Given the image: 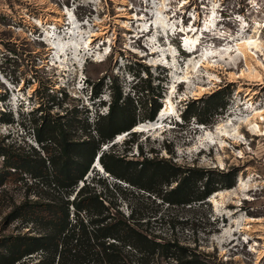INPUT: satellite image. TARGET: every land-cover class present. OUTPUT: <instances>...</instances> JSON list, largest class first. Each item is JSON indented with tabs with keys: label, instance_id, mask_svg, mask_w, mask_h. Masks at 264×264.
<instances>
[{
	"label": "rangeland",
	"instance_id": "rangeland-1",
	"mask_svg": "<svg viewBox=\"0 0 264 264\" xmlns=\"http://www.w3.org/2000/svg\"><path fill=\"white\" fill-rule=\"evenodd\" d=\"M153 14L158 20L152 25ZM209 25L218 33L205 32ZM183 27L204 31L200 52L185 50ZM246 36H260L264 59V0H0V144L41 150L35 132L46 120L65 114L76 124H94L121 96L119 103L127 112L136 108L138 120L103 145L110 162L147 156L194 167L200 190L209 181L225 194L169 204L163 195L176 182L154 185L127 166L118 172L131 182L95 163L86 178L125 211L142 208L155 231L195 248L204 264H264V134L246 125L253 119L251 103L264 110V76H240L245 63L235 60ZM200 86L206 90L197 94ZM153 100L159 112L168 104L173 113L159 128L138 130L157 121L144 118ZM261 126L264 131V121ZM217 127L231 138L215 137ZM3 163L0 155V171ZM25 190L23 180L0 186V250L4 237L22 229L7 214ZM36 190L33 185L31 195Z\"/></svg>",
	"mask_w": 264,
	"mask_h": 264
},
{
	"label": "trees",
	"instance_id": "trees-1",
	"mask_svg": "<svg viewBox=\"0 0 264 264\" xmlns=\"http://www.w3.org/2000/svg\"><path fill=\"white\" fill-rule=\"evenodd\" d=\"M120 99L115 97L108 113L100 114L94 124L80 119L76 124L65 114L46 120L35 132L41 150L0 144L4 159L0 186L10 179L23 180L28 189L18 204L9 207L8 220H20L22 229L3 238L0 264H164L167 260V264H204L195 248L155 231L142 208L128 206L125 211L86 178L101 153L105 170L120 179L131 182L118 172L119 167L127 166L154 185L173 186L176 182L163 195L169 204L205 202L218 190L209 181L200 190L202 176L194 167L181 169L168 160L145 156L127 161L118 156L110 162L111 154L103 145L117 134L131 131L138 120L137 109L127 112ZM153 101L151 111L144 115L152 121L161 109ZM33 185L37 186L35 195L30 193ZM233 185L230 182L224 187ZM142 188L158 192L151 185Z\"/></svg>",
	"mask_w": 264,
	"mask_h": 264
},
{
	"label": "bare ground",
	"instance_id": "bare-ground-1",
	"mask_svg": "<svg viewBox=\"0 0 264 264\" xmlns=\"http://www.w3.org/2000/svg\"><path fill=\"white\" fill-rule=\"evenodd\" d=\"M154 18H155V14H153V16H152V20H153L152 25L154 24V22H157V20H158V18H156V20H154ZM71 24H72V22H69V26ZM216 29L217 28H215V27L212 28V26L209 25L205 29V32L209 31L210 34L211 33H218V32H212L213 30H216ZM141 32H142V34H141L142 37H144L148 34V30L146 28L145 29L142 28ZM203 32L204 31H201L200 33H198L197 30L196 31H193V29L188 30L185 27H183V29H181L179 31V33H184V34L186 33V37L183 39L184 40L183 45H185L186 46L185 48H187V49H185L186 51H189L190 53H196L198 51L200 52V45L202 43L201 37L204 36ZM215 36H217V35L215 34ZM260 39H261L260 36L258 38H254L253 36H246L245 38H243V40L241 42L238 43V48H237L238 57L235 60V64H238L242 60H244V63H245V68L242 70L240 76L245 77V78L248 77L250 79L258 80V81L263 80L264 59L261 57V55L263 54L262 53L263 46L261 45ZM52 47L54 49L56 48L55 46H52ZM203 56L204 55H202V57ZM202 61H203V65H205L206 67H210V66L219 67L216 64L214 65V63H210L211 61H209V60H206V61L202 60ZM219 69H220V67H219ZM230 75H231V77H234L235 74L230 73ZM209 77H210V79L215 80V81L219 80V76L216 74H210ZM205 90H206V87L200 86L198 88L197 94H202ZM174 91H175V89L173 90V92ZM169 103L171 104V102H169ZM253 103H251V108H253V119L251 121H249L248 123H246V125L252 134L263 135L264 131H263V128L261 126V123L264 121V110H258L256 106L254 107ZM172 108L173 107L171 105L169 107L168 104H166V107L164 109H162L159 112V114L157 115V118H156L157 121L150 123L149 125H140V126H138L137 129L138 130L142 129V128H144V126H147V128L149 130H151L153 128L161 127L162 122L165 121L164 118L168 115L170 116V114L173 113ZM214 133H215V137L225 136L226 138H231V136H230L231 134H229L228 132H224V133L221 132L219 127H217L215 129ZM240 137H243V139H245V137L242 135H240ZM242 142L246 143L247 141H242ZM225 145H226L225 143H220V146L223 148L225 147ZM97 164H99V163H97ZM241 180H242V178L240 179V182H241L240 186L243 185V182ZM224 194H225V192H223V191H217V192H215V195H213V196H216V195L222 196Z\"/></svg>",
	"mask_w": 264,
	"mask_h": 264
},
{
	"label": "water",
	"instance_id": "water-1",
	"mask_svg": "<svg viewBox=\"0 0 264 264\" xmlns=\"http://www.w3.org/2000/svg\"><path fill=\"white\" fill-rule=\"evenodd\" d=\"M133 129H134V128H133ZM100 154H101V153H100ZM100 154H99V156H100ZM99 156H97V158H96V160H95V165H97V163H99V164L103 167V165H102L101 162H100Z\"/></svg>",
	"mask_w": 264,
	"mask_h": 264
}]
</instances>
